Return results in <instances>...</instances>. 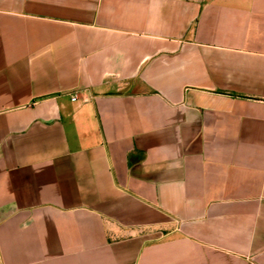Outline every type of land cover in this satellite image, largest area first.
Instances as JSON below:
<instances>
[{"label":"crops","instance_id":"0c3cea01","mask_svg":"<svg viewBox=\"0 0 264 264\" xmlns=\"http://www.w3.org/2000/svg\"><path fill=\"white\" fill-rule=\"evenodd\" d=\"M0 264H264V0H0Z\"/></svg>","mask_w":264,"mask_h":264},{"label":"built area","instance_id":"2783aa9c","mask_svg":"<svg viewBox=\"0 0 264 264\" xmlns=\"http://www.w3.org/2000/svg\"><path fill=\"white\" fill-rule=\"evenodd\" d=\"M71 100H72V101H75V100H76V95H73V96L71 97Z\"/></svg>","mask_w":264,"mask_h":264}]
</instances>
